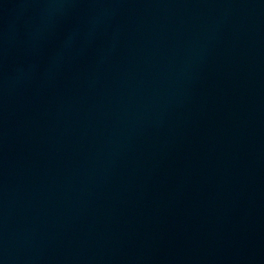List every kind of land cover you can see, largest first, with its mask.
<instances>
[{
  "label": "water",
  "instance_id": "water-1",
  "mask_svg": "<svg viewBox=\"0 0 264 264\" xmlns=\"http://www.w3.org/2000/svg\"><path fill=\"white\" fill-rule=\"evenodd\" d=\"M0 264H264V0H0Z\"/></svg>",
  "mask_w": 264,
  "mask_h": 264
}]
</instances>
